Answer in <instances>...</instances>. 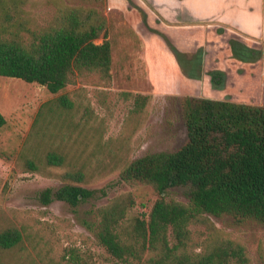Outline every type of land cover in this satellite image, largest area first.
<instances>
[{
	"label": "rangeland",
	"instance_id": "374dc122",
	"mask_svg": "<svg viewBox=\"0 0 264 264\" xmlns=\"http://www.w3.org/2000/svg\"><path fill=\"white\" fill-rule=\"evenodd\" d=\"M111 3L26 0L23 6L26 17L41 26L53 18L56 4L95 9L107 21L112 64L109 80L98 73L83 74L57 94L0 77V113L6 120L0 129V232L15 227L23 238L18 247L0 254L5 264H116L96 241L91 212L129 194L135 205L127 217L148 213L158 194L149 186L121 181L119 174L135 159L174 152L186 143L184 99L264 106V41L199 27L182 32L184 41L197 44L186 52L147 24L136 25L143 17L140 11L122 12ZM219 75L214 84L212 78ZM60 95L75 102L74 110L62 112L66 122L59 130L52 126L40 130L36 124L40 106ZM137 96L147 98L140 108ZM48 147L67 155L64 166L46 169L41 162L40 172L21 170L20 155L36 150L42 158ZM67 172H81L82 180H65ZM64 184L86 191L75 207L39 202L41 190ZM188 194V187H174L165 199L187 203ZM208 218L245 248L249 264H264V225L236 226L228 217ZM191 231L197 240L204 228L193 225Z\"/></svg>",
	"mask_w": 264,
	"mask_h": 264
},
{
	"label": "trees",
	"instance_id": "16d2710c",
	"mask_svg": "<svg viewBox=\"0 0 264 264\" xmlns=\"http://www.w3.org/2000/svg\"><path fill=\"white\" fill-rule=\"evenodd\" d=\"M25 3L0 0V77L37 84L51 94L87 73L109 80L112 46L101 13L56 4L53 18L41 26L26 17ZM98 39L100 44L95 43ZM220 77L212 82L217 84ZM146 99L137 96V108ZM183 106L186 143L174 152L135 159L119 174L121 181L149 186L158 194L148 213L128 218L135 205L129 194L91 212L96 241L116 264H249L245 248L208 217H228L236 226L264 225V106L189 97ZM74 107L68 95H60L40 106L36 124L40 130H59L66 122L62 112ZM5 124L0 113V129ZM66 161L65 153L48 147L42 158L34 150L20 155L17 164L33 173L40 172L41 162L49 169ZM62 177L82 180L81 172ZM174 187H188L187 203L165 199ZM85 195L82 188L64 184L41 190L38 200L42 205L60 201L75 207ZM193 225L204 228L197 240ZM22 239L15 227L0 232V254L18 247ZM0 264H5L1 255Z\"/></svg>",
	"mask_w": 264,
	"mask_h": 264
},
{
	"label": "crops",
	"instance_id": "0c3cea01",
	"mask_svg": "<svg viewBox=\"0 0 264 264\" xmlns=\"http://www.w3.org/2000/svg\"><path fill=\"white\" fill-rule=\"evenodd\" d=\"M110 1L113 7L122 12L140 11L143 17L134 22L136 25L147 24L152 30L170 38L175 47L180 46L178 49L183 48L186 52H190L188 47L196 48L197 44L193 40L184 41L181 37L185 33L182 32L199 27H207L212 32L220 30L242 39L264 41V0Z\"/></svg>",
	"mask_w": 264,
	"mask_h": 264
}]
</instances>
